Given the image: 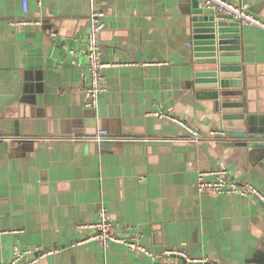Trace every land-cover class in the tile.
Returning <instances> with one entry per match:
<instances>
[{"label":"crops","instance_id":"obj_1","mask_svg":"<svg viewBox=\"0 0 264 264\" xmlns=\"http://www.w3.org/2000/svg\"><path fill=\"white\" fill-rule=\"evenodd\" d=\"M96 1L108 87L92 109L74 90L88 79L90 0H28L27 11L23 0H0V264L17 246L58 247L32 264H154L138 250L103 249L89 238L101 204L116 232L130 225L127 233L154 251L264 264V203L198 190V171L223 163L264 192V145L229 137L201 87L194 0ZM234 1L264 20V0ZM241 44L248 129L264 137V29L244 24ZM101 129L111 139L91 140Z\"/></svg>","mask_w":264,"mask_h":264},{"label":"built area","instance_id":"obj_2","mask_svg":"<svg viewBox=\"0 0 264 264\" xmlns=\"http://www.w3.org/2000/svg\"><path fill=\"white\" fill-rule=\"evenodd\" d=\"M201 4L206 7H211L219 13H224L233 16L235 20H238L244 24L256 25L264 29V20L242 4L240 1L234 0H200ZM28 0H23V10L27 11ZM29 20L23 19L20 23H27ZM37 22H41L37 20ZM89 32L87 36V45L85 53L87 56V75L88 79L82 87H77L74 90H82L86 93L87 98L85 106L87 108L96 109L99 105V95L101 92L107 90V82L105 80L103 69L107 65L102 61V40L101 33L105 28L104 11L98 8L96 0H90V13H89ZM52 37L56 36V32H51ZM163 113H161L162 115ZM160 115V114H158ZM182 125L191 134L195 141L201 140V133L189 126L183 121H180ZM224 130H215L211 132L214 137L223 135ZM108 133L105 129L99 130L95 136L90 137L94 141L110 140ZM75 138V136H74ZM212 174V178H208V175ZM197 186L200 192L213 191L220 195H230L233 193L240 194L245 197H252L260 200L264 203V192L254 186L252 183H242L235 179L230 173L228 167L221 163L218 169L214 171H198ZM113 216L110 211L103 205H99L97 211V219L92 224L95 228L93 234L89 237L96 241V243L103 249H107L112 243H119L125 245L129 249L138 250L141 254H144L151 258L153 261H157L158 258L177 255L182 258L174 264H210L207 257H194L190 256L183 248L180 247H167L164 250L157 252L152 248L142 243L141 240L133 235L127 233L131 228L130 225L124 226V233H118L114 230ZM81 241H77L80 243ZM58 250V247L44 248H20L15 247L14 255L8 263L4 264H32L38 262L41 258L47 255L53 254ZM154 264H167V263H155Z\"/></svg>","mask_w":264,"mask_h":264},{"label":"water","instance_id":"obj_3","mask_svg":"<svg viewBox=\"0 0 264 264\" xmlns=\"http://www.w3.org/2000/svg\"><path fill=\"white\" fill-rule=\"evenodd\" d=\"M192 14L194 63L199 66L195 74L206 83L201 87L211 91L213 108L221 117L223 129L228 131L229 137L257 139L258 143L253 144L264 145L263 135L248 129L249 119L242 96L241 30L244 23L201 6L199 0L193 1Z\"/></svg>","mask_w":264,"mask_h":264}]
</instances>
